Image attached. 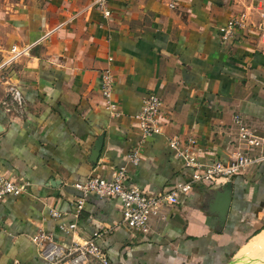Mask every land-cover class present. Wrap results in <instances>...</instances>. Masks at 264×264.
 Instances as JSON below:
<instances>
[{
    "label": "crops",
    "instance_id": "1",
    "mask_svg": "<svg viewBox=\"0 0 264 264\" xmlns=\"http://www.w3.org/2000/svg\"><path fill=\"white\" fill-rule=\"evenodd\" d=\"M0 0V66L13 46L26 52L1 70L20 89L21 108L0 106V169L27 193L0 202V264H45L32 239L40 232L69 246L101 233L111 264H264V166L217 184L197 183L150 234L123 226L117 198L89 196L79 219L75 185L125 169L127 186L148 195L185 185L169 139H196L203 163L226 162L233 117L264 136V0ZM245 27L224 39L232 19ZM104 72L114 76L106 108ZM0 75V76H1ZM150 95L162 99V131L144 137L136 116ZM104 136L98 163L92 150ZM139 150L134 165L129 155ZM232 183L226 222L213 210ZM56 215V216H55ZM78 229L68 231L71 224Z\"/></svg>",
    "mask_w": 264,
    "mask_h": 264
},
{
    "label": "built area",
    "instance_id": "2",
    "mask_svg": "<svg viewBox=\"0 0 264 264\" xmlns=\"http://www.w3.org/2000/svg\"><path fill=\"white\" fill-rule=\"evenodd\" d=\"M110 0H94L93 5L102 10L106 17L111 15L109 10ZM176 0H171L170 8H175ZM245 27V17L232 19L227 27L223 29L224 39H229L237 29ZM25 50H20L18 46H13L11 55L0 66L1 70L17 60ZM3 76H0V84ZM102 95L106 100V108L113 116H118V106L114 102L112 95L114 90V76L110 72L102 75ZM7 91L4 97L0 90V106H6L7 111L11 108H21L24 103L23 95L16 86L7 83ZM162 99L156 95H150L143 101L141 111L136 116L138 127L144 137L159 134L162 131ZM235 129L234 149L226 162L214 160L203 163L195 153L196 139L192 138L187 143H182L178 137L169 139V146L176 151L183 162V166L194 171L192 179L185 185L173 187L168 193L151 196L145 191L127 186L128 174L125 169H120L113 173L110 179L101 177H90L83 183H78L74 187L81 193L76 201L75 218L79 219L83 212L86 199L89 196L99 198H117L120 201L123 214L122 225L150 234L159 229L168 221L169 211L181 203L182 197L190 193L197 183L208 182L217 184L220 180H230L237 176L246 175L260 166H264V136L254 129L242 114H235L233 117ZM129 161L138 165L141 161L139 150H135L129 155ZM31 184L23 179L12 181L0 169V202L9 196H20L27 193ZM56 216V215H55ZM0 225V230H1ZM77 223L69 226L68 231H76ZM101 233H96L91 238L73 239L69 246L57 242L50 234L40 232L33 237L32 241L36 245L39 256L45 264H111L108 254L98 243Z\"/></svg>",
    "mask_w": 264,
    "mask_h": 264
},
{
    "label": "water",
    "instance_id": "3",
    "mask_svg": "<svg viewBox=\"0 0 264 264\" xmlns=\"http://www.w3.org/2000/svg\"><path fill=\"white\" fill-rule=\"evenodd\" d=\"M3 132V127L0 122V134ZM104 136L99 137L96 142L94 149L92 150V155L90 157V163L96 165L99 161L101 152L103 150ZM231 196H232V183L228 182L222 192L218 193V200L213 207V210L219 215L220 223L224 224L227 219V215L231 205Z\"/></svg>",
    "mask_w": 264,
    "mask_h": 264
},
{
    "label": "rangeland",
    "instance_id": "4",
    "mask_svg": "<svg viewBox=\"0 0 264 264\" xmlns=\"http://www.w3.org/2000/svg\"><path fill=\"white\" fill-rule=\"evenodd\" d=\"M0 63H1V60H0ZM262 254H264V253H262ZM262 258H264V256Z\"/></svg>",
    "mask_w": 264,
    "mask_h": 264
}]
</instances>
